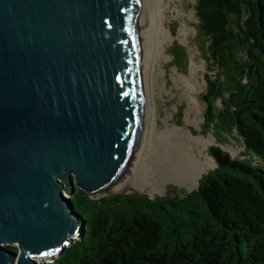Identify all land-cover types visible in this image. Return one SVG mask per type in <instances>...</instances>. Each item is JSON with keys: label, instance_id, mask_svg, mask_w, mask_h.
Masks as SVG:
<instances>
[{"label": "water", "instance_id": "water-1", "mask_svg": "<svg viewBox=\"0 0 264 264\" xmlns=\"http://www.w3.org/2000/svg\"><path fill=\"white\" fill-rule=\"evenodd\" d=\"M138 1L0 0V264H45L80 226L75 186L98 198L131 171L146 117Z\"/></svg>", "mask_w": 264, "mask_h": 264}, {"label": "trees", "instance_id": "trees-1", "mask_svg": "<svg viewBox=\"0 0 264 264\" xmlns=\"http://www.w3.org/2000/svg\"><path fill=\"white\" fill-rule=\"evenodd\" d=\"M194 9L197 38L215 70L200 96L204 123L235 131L262 165L209 147L215 167L179 201L202 200L217 228L195 221L196 233L182 238L170 228L167 241L159 208L176 205L168 194L91 198L75 186L69 198L79 238L45 264H264V0H195Z\"/></svg>", "mask_w": 264, "mask_h": 264}, {"label": "rangeland", "instance_id": "rangeland-1", "mask_svg": "<svg viewBox=\"0 0 264 264\" xmlns=\"http://www.w3.org/2000/svg\"><path fill=\"white\" fill-rule=\"evenodd\" d=\"M163 1L166 6H164L163 25L170 31L171 38L163 42L161 48L167 59L159 63L155 62L150 77L153 111L146 145L139 153V159L135 160L133 170L131 169L127 177L101 196L114 195L110 193H134L145 195L149 199H160L168 194L176 205L167 201L165 209L159 208L162 214L159 216L162 239L167 241L171 239L170 228L176 227L182 238L196 233L197 230L193 227L195 221H198L199 225L210 223L212 230L217 228L216 224L207 217L202 200L188 198L179 201L188 192L197 188L201 177L197 183L167 179L168 174L174 169L172 166H175L173 160L178 166V156L181 155L186 160L187 154L200 156L201 151L212 158L209 147L218 145L233 158L245 159L252 164L262 165V163L245 149L242 139L235 131L230 128L223 130L215 126L211 129L204 123L205 107L200 96L205 90L207 76L213 75L215 70H212L207 63L205 48H201L197 38L198 20L194 9L195 0ZM185 25L188 29L186 35L180 31ZM192 58L197 69L191 78L189 73ZM179 78H186L191 84L184 85ZM191 85L194 86L193 90L190 89ZM160 132L162 136L158 137ZM212 160L213 165L202 172V175L215 167V161L213 158ZM135 165L136 172L133 175ZM143 174L150 178H144ZM150 181L159 184L160 189L154 191ZM196 200H198L197 206ZM185 223L188 227L186 232ZM78 238L79 236H76L72 241ZM49 258L50 260L47 261L51 262L52 256Z\"/></svg>", "mask_w": 264, "mask_h": 264}, {"label": "bare ground", "instance_id": "bare-ground-1", "mask_svg": "<svg viewBox=\"0 0 264 264\" xmlns=\"http://www.w3.org/2000/svg\"><path fill=\"white\" fill-rule=\"evenodd\" d=\"M163 2H164L163 0L138 1L140 26H141L142 41H143L145 104H146L145 125H144L142 144L139 153L143 150L144 145H146V140L152 120L153 109L151 106V98H150L151 73L154 69L155 62L159 63L161 60L167 59V56L162 53L161 48H162V43L168 41L171 38L170 31L167 30L163 25V17H164L163 14H164V6H165ZM180 31L182 34L186 35L188 32L187 26L186 25L182 26L180 28ZM196 69H197L196 64L194 62V59L192 58L190 63V73H189L191 78L193 77ZM179 80L183 82L184 85L189 86L191 84V82L186 78H179ZM190 89L193 90L194 86L191 85ZM161 136H162V132L159 133L158 137ZM138 156H140V154H138ZM138 156L137 158L139 159ZM178 160H179L178 166L173 160V163L175 166H177V168L175 169V166L174 167L172 166V168L174 169L172 170L171 174L170 173L168 174L169 177H167V179H170L172 181H183V182L193 181L194 183H197V180L201 177L202 172H204L205 170H207L208 167L213 165L212 158L209 157L206 153H203L202 151L200 153V156H195V154L191 156L187 154L186 160H184V158L180 155L178 156ZM135 170H136V165L134 167L133 175H135L136 172ZM143 176L144 178L146 177L150 178L145 174H143ZM150 183L154 191L160 189L159 184L156 185L155 181L152 182L150 181ZM48 260H50V258H48Z\"/></svg>", "mask_w": 264, "mask_h": 264}, {"label": "clouds", "instance_id": "clouds-1", "mask_svg": "<svg viewBox=\"0 0 264 264\" xmlns=\"http://www.w3.org/2000/svg\"><path fill=\"white\" fill-rule=\"evenodd\" d=\"M54 256V255H53ZM47 262V259L45 260V263Z\"/></svg>", "mask_w": 264, "mask_h": 264}]
</instances>
